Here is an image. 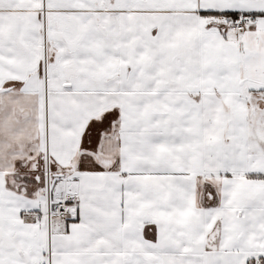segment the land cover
<instances>
[{"label":"snow or ice","instance_id":"obj_1","mask_svg":"<svg viewBox=\"0 0 264 264\" xmlns=\"http://www.w3.org/2000/svg\"><path fill=\"white\" fill-rule=\"evenodd\" d=\"M0 264H264V0H0Z\"/></svg>","mask_w":264,"mask_h":264}]
</instances>
